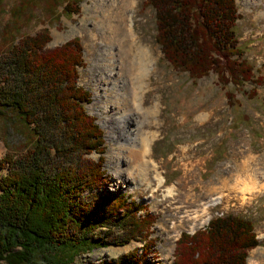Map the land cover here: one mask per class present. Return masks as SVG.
Listing matches in <instances>:
<instances>
[{
  "label": "rangeland",
  "instance_id": "obj_1",
  "mask_svg": "<svg viewBox=\"0 0 264 264\" xmlns=\"http://www.w3.org/2000/svg\"><path fill=\"white\" fill-rule=\"evenodd\" d=\"M67 1L68 11L63 9L66 0H0V52L41 30L48 36L46 48L78 41L83 64L77 67L76 84L89 95L83 110L99 129L104 171L101 182L84 195L102 202L110 193L122 194L144 205L140 217L148 213L152 219L146 237L123 244L108 240L79 252L68 264H107L131 251L136 264H170L180 233L202 229L215 212L251 221L258 244L248 250L244 264H264V0H235L236 45L253 77L241 86L222 83L213 72L193 80L174 69L155 42L153 10L144 0H133L132 28L153 57L144 116L123 114L124 91L116 88L123 86L129 67L127 41L120 39L123 5L117 10L116 0ZM129 51L134 57L136 47ZM227 92L234 104L227 101ZM140 126L152 136L149 157L163 177L159 186L140 182L141 169L128 162L127 132ZM31 139L13 113L0 116V174L6 172L4 155L18 156ZM84 158L94 161L97 154Z\"/></svg>",
  "mask_w": 264,
  "mask_h": 264
},
{
  "label": "trees",
  "instance_id": "obj_2",
  "mask_svg": "<svg viewBox=\"0 0 264 264\" xmlns=\"http://www.w3.org/2000/svg\"><path fill=\"white\" fill-rule=\"evenodd\" d=\"M144 2L153 10L155 42L174 69L193 80L213 72L222 83L253 82L236 45L235 0ZM70 6L66 0L64 11ZM47 40L41 30L0 52V116L13 113L32 136L24 152L1 161L0 264H68L108 240L144 238L152 224L151 215L137 214L144 205L122 194L102 202L84 195L104 171L99 129L83 110L89 95L76 84L82 51L76 39L52 48ZM226 98L234 104L231 93ZM91 152L94 161L84 158ZM257 244L251 221L226 213L181 232L170 264H244ZM107 262L136 264L137 256L131 251Z\"/></svg>",
  "mask_w": 264,
  "mask_h": 264
},
{
  "label": "bare ground",
  "instance_id": "obj_3",
  "mask_svg": "<svg viewBox=\"0 0 264 264\" xmlns=\"http://www.w3.org/2000/svg\"><path fill=\"white\" fill-rule=\"evenodd\" d=\"M124 1L125 0H116L114 1L113 5L117 4V10H120L121 6L123 5L124 14L122 15V20L124 22V25L122 24L123 35L120 36V39L123 40L124 38L127 41L126 55L128 52L129 67L127 69L125 68L126 78L124 80H121L123 86H118L116 88L117 90L122 89V91H124L122 96L123 101L125 100L123 114L129 115L137 111L141 113L142 116H144L145 114L149 113L148 109L144 107L143 94H145L146 91H150L148 88V86L150 85L148 83V80H150L148 70L150 69L153 62V57H151L148 53V49L146 46L142 47L140 45V41L136 37L132 28L133 23L131 20L130 11L135 2L133 0H126L125 2ZM134 47H136V52L135 56L133 57L129 49H133ZM134 70L135 72H133ZM154 108L156 109V106ZM118 114L119 113H117V115ZM144 127L140 126L137 129H130L129 132H127L129 141L131 142L129 150L130 158L128 159V162L133 163L131 168L137 167L141 169L142 173L138 176L140 182L149 184L155 181L156 186H159L163 181V177L156 171L157 165L149 157V146L152 136L149 134V128L146 129ZM134 150H137L139 152L138 159H136L137 152ZM152 171L156 173L154 174L153 178H144V174L149 175Z\"/></svg>",
  "mask_w": 264,
  "mask_h": 264
}]
</instances>
